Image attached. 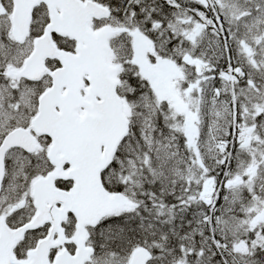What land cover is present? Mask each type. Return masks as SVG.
Returning a JSON list of instances; mask_svg holds the SVG:
<instances>
[{
	"label": "snow or ice",
	"instance_id": "snow-or-ice-1",
	"mask_svg": "<svg viewBox=\"0 0 264 264\" xmlns=\"http://www.w3.org/2000/svg\"><path fill=\"white\" fill-rule=\"evenodd\" d=\"M0 264H264V0H0Z\"/></svg>",
	"mask_w": 264,
	"mask_h": 264
}]
</instances>
